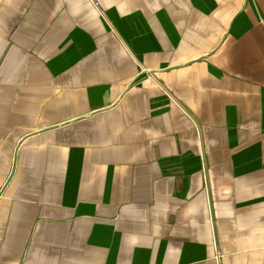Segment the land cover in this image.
Listing matches in <instances>:
<instances>
[{
    "label": "crops",
    "instance_id": "0c3cea01",
    "mask_svg": "<svg viewBox=\"0 0 264 264\" xmlns=\"http://www.w3.org/2000/svg\"><path fill=\"white\" fill-rule=\"evenodd\" d=\"M0 264H264V0H0Z\"/></svg>",
    "mask_w": 264,
    "mask_h": 264
}]
</instances>
